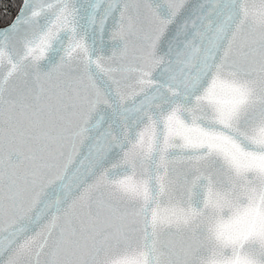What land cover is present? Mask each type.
Here are the masks:
<instances>
[{"label": "snow or ice", "instance_id": "6c2138e0", "mask_svg": "<svg viewBox=\"0 0 264 264\" xmlns=\"http://www.w3.org/2000/svg\"><path fill=\"white\" fill-rule=\"evenodd\" d=\"M187 3L0 0V264H264V0Z\"/></svg>", "mask_w": 264, "mask_h": 264}, {"label": "water", "instance_id": "95a60500", "mask_svg": "<svg viewBox=\"0 0 264 264\" xmlns=\"http://www.w3.org/2000/svg\"><path fill=\"white\" fill-rule=\"evenodd\" d=\"M199 3H200V0H188V3L185 8L186 18L193 17V14L195 10L197 9ZM71 172H72V165H69L66 175L64 177H61L60 180L54 181L52 185H49L47 188H45V190L40 195V199L47 200L48 203L55 205L57 199L62 200L66 196H70L71 190L73 188L72 180L74 178ZM61 182H64L65 184V191L58 192L56 185L60 184ZM49 197H52V199H49Z\"/></svg>", "mask_w": 264, "mask_h": 264}, {"label": "trees", "instance_id": "16d2710c", "mask_svg": "<svg viewBox=\"0 0 264 264\" xmlns=\"http://www.w3.org/2000/svg\"><path fill=\"white\" fill-rule=\"evenodd\" d=\"M3 3L8 6L11 16H14L19 8L20 0H3Z\"/></svg>", "mask_w": 264, "mask_h": 264}]
</instances>
